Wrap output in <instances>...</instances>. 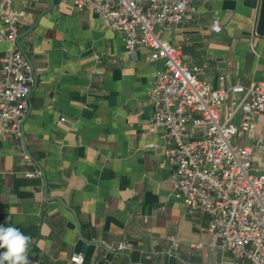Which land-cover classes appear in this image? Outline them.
<instances>
[{
  "label": "crops",
  "instance_id": "1",
  "mask_svg": "<svg viewBox=\"0 0 264 264\" xmlns=\"http://www.w3.org/2000/svg\"><path fill=\"white\" fill-rule=\"evenodd\" d=\"M261 3L196 0V10L163 37L214 87L220 75L226 85L264 81ZM13 5L22 13L18 41L36 82L22 136H0V224L32 238L30 264H77L75 253L84 264H251L220 248L208 233L209 216L175 194V165L164 152L171 144L148 132V90L163 62L145 47L130 57L122 35L91 7L71 0ZM9 46L0 39V65ZM237 98L230 95L223 117ZM257 125V139L247 141L264 171V112ZM36 169L40 176H25ZM122 240L128 248L120 251Z\"/></svg>",
  "mask_w": 264,
  "mask_h": 264
},
{
  "label": "built area",
  "instance_id": "2",
  "mask_svg": "<svg viewBox=\"0 0 264 264\" xmlns=\"http://www.w3.org/2000/svg\"><path fill=\"white\" fill-rule=\"evenodd\" d=\"M71 1L79 9L91 7L119 32L130 57L136 58L137 48L145 47L151 60L163 62L148 90L153 106L148 132L160 134L171 144L164 152L175 165V194L190 211L209 216L208 233L220 248L251 264H264V171L258 169L254 145L247 141L257 139L264 81L226 85V76L220 75L219 86L214 87L201 77L200 66L185 63L181 46L163 37L165 28L183 22L196 10V0ZM21 15L13 0H0L4 22L0 39L10 42L0 65V136L17 138L23 134L36 82L33 64L18 41ZM212 27L222 30L219 17H213ZM232 94L238 98L223 117ZM24 174L35 177L42 172ZM167 238L172 247H179L176 235ZM126 248L128 243L122 240L117 249ZM71 261L84 264L85 256L75 253Z\"/></svg>",
  "mask_w": 264,
  "mask_h": 264
},
{
  "label": "clouds",
  "instance_id": "3",
  "mask_svg": "<svg viewBox=\"0 0 264 264\" xmlns=\"http://www.w3.org/2000/svg\"><path fill=\"white\" fill-rule=\"evenodd\" d=\"M32 238L11 224H0V264H30Z\"/></svg>",
  "mask_w": 264,
  "mask_h": 264
},
{
  "label": "water",
  "instance_id": "4",
  "mask_svg": "<svg viewBox=\"0 0 264 264\" xmlns=\"http://www.w3.org/2000/svg\"><path fill=\"white\" fill-rule=\"evenodd\" d=\"M257 34L264 36V0H262L259 19L256 27Z\"/></svg>",
  "mask_w": 264,
  "mask_h": 264
}]
</instances>
